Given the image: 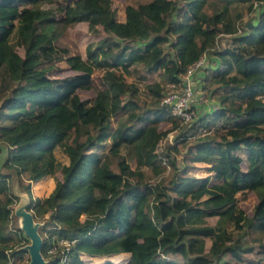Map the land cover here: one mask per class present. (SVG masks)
I'll list each match as a JSON object with an SVG mask.
<instances>
[{"label":"trees","instance_id":"obj_1","mask_svg":"<svg viewBox=\"0 0 264 264\" xmlns=\"http://www.w3.org/2000/svg\"><path fill=\"white\" fill-rule=\"evenodd\" d=\"M54 1L0 0V143L8 147L3 165L28 182L47 176L35 182L39 187L62 173L48 196L30 202L36 215L51 212L42 248L47 264H88L83 256L117 264L111 257L124 254L128 264H249L244 254L253 246L242 240L245 232L232 231L264 232V7L238 35L244 15L234 18L229 5L248 3L255 12L254 3L264 0H221L222 9L213 13L202 10L207 0H149L127 4L124 20L112 0L44 7ZM79 20L93 33H106L87 44L86 58L55 43ZM221 34L233 36L230 45H220ZM205 54L204 82L213 87L217 107L185 131L162 104L165 84L180 82ZM62 65L77 72L53 76ZM98 67L106 68V86L93 99L81 98L77 88H91ZM156 71L165 84L146 83L150 103L144 108L136 98L138 84L126 75L146 79ZM163 121L173 127L160 129ZM199 125L214 128L197 135ZM174 128L181 129L174 143L160 148ZM107 140L109 153L102 155L98 148ZM183 149L180 166L174 153ZM197 163L206 164L209 174L191 171ZM167 168L174 171L170 180ZM8 178L0 171V264H10V255L19 252L16 243L26 239L21 228L10 227L20 197ZM26 189L31 192L29 184ZM248 190L258 195L252 216L238 205L237 193ZM209 216H217L215 224ZM206 237L211 245L202 252ZM59 239L71 241L64 262L62 245L48 252ZM260 247L264 253L262 240ZM262 258L254 264H264Z\"/></svg>","mask_w":264,"mask_h":264},{"label":"rangeland","instance_id":"obj_2","mask_svg":"<svg viewBox=\"0 0 264 264\" xmlns=\"http://www.w3.org/2000/svg\"><path fill=\"white\" fill-rule=\"evenodd\" d=\"M66 1L69 0H56L53 3H46L44 6L45 7H57V3L60 4H64L66 3ZM149 0H112V6L116 8V10L118 11V18L121 19H125V7L127 4L132 3L134 5H138L140 3H145ZM179 3H183V0H178ZM223 6V2L221 0H207L206 4L202 6V10L206 11L207 13H213L215 11H219L222 9ZM248 3H232L229 5V10L231 15L235 18L237 13L242 12L243 13V18L240 22H238L240 24L241 27V31H239L238 35L240 34H244L246 33L244 30V26L245 23L251 19H253V22H256V15L258 14V12H249L248 11ZM176 16V15H175ZM101 27V26H100ZM106 35L105 32H103L102 30L99 33H93L90 32L89 28H88V23L85 20H79V21H75L69 24L67 30L65 31V33L59 38V40L57 41V43L59 45H63V46H68L71 50V52H78V53H82L83 55H86V45L90 42H97L98 40H100L101 38H103ZM233 36H226V35H222L218 38L219 43L221 46H225L230 45L232 42ZM12 40V39H11ZM14 40V38H13ZM16 42V41H14ZM135 44H143L142 42H138L135 41ZM170 47L169 43L165 44V49L168 50ZM16 49L19 51V53L21 54H25V49L23 48V46L18 45L16 47ZM69 72L65 71L63 73H61L60 75H64V74H68ZM92 77L94 79L93 84L91 86V88L89 89H85L82 88L80 90H78L79 95L81 96V98L86 99L89 98L91 99L92 97H95L96 91L100 88L103 87L104 84V80H101V71H95L93 70L92 73ZM126 79L131 82V81H135L138 86H139V91L137 92L136 98L137 100L141 103V105L145 108L149 105L150 103V95L148 94L147 90H146V83L147 82H153V81H162L163 82V77L161 76L160 72L156 71V72H152L150 74H148L146 79H143L142 77L138 76V75H126ZM165 84V82H163V85ZM165 88H166V84H165ZM213 89V87L209 88L207 87L206 89V101L204 103H216L218 102V98L216 94H212L211 90ZM207 110V108H206ZM171 127H173V125L171 123L168 122H162L160 124V129H170ZM183 127V126H182ZM180 128L173 131L174 134H179L180 133ZM169 140H164L163 144L161 145L160 148L164 147V145L166 143H168ZM0 146L6 147L8 148L6 145H1ZM109 146H110V141L107 140V142L99 147V151L102 153V155H106L107 153H109ZM5 150V149H4ZM161 150V149H160ZM184 149L179 152V153H174V155L176 156V159L178 161V165L182 166L183 165V156L182 154L184 153ZM123 152L125 153L126 150L124 149ZM55 154L57 156L58 159H60L61 161H65V155L63 154L61 148H57L55 151ZM2 157L5 154H1ZM0 155V157H1ZM128 159L130 160L131 164L133 163L131 157H128ZM117 161L118 158H112L111 162L113 163L114 166L117 167ZM134 166V165H133ZM206 164L203 163H197L196 164V169L191 170L193 172H195L196 175L199 176H206L209 173L206 171ZM146 171L148 173H151V170L149 167L145 168ZM7 171L6 168L4 167L3 163L0 161V171L3 172ZM15 172V174L17 173L15 170H13ZM13 172V173H14ZM166 174V178L167 179H171L172 176L174 175V171L173 168H167V171L165 172ZM18 175V173H17ZM51 180L54 182V184L56 185V180L55 177H62V173L60 171L57 172V174L54 176H51ZM21 182L20 184L17 182V180L14 181V184L12 181H9L10 183V187L13 189V186L15 188H19L22 189V191H27L26 189V185L28 184V180L26 178H22L21 176ZM50 179L47 180L41 187H39L38 185H34V189L36 193H42V191L44 192V190H46L48 193L49 190L52 189L53 187V182ZM156 180V177L152 178V181ZM13 184V185H12ZM48 185V186H47ZM17 190V189H16ZM28 192V191H27ZM44 194L42 196H36L37 197H44V196H48L47 194ZM51 193V192H50ZM49 193V194H50ZM31 194V199H36L35 197H33L32 192ZM28 195V193H27ZM237 197H238V205L239 207L243 208L244 211L247 213L248 216H252L253 214V209L255 204L258 202V195L255 191L252 190H248L246 192H238L237 193ZM148 199H150L149 196H147L145 198V200L148 201ZM31 202V200H30ZM32 215L33 216V227H35L36 231L41 235L42 239H43V243H44V238H46V236L49 234L50 230H51V224H52V217H51V212H47L44 214H39L36 215L35 211L30 207V204L25 205L24 202L21 200L17 201L13 204V219L12 222L10 224V227L12 229H17V228H21L23 230V234L26 237L25 240L16 243L15 245V249L14 250H19V252L15 253V254H11L10 255V264H29L30 260H31V253L28 249V245L31 243L32 238L30 237V235L26 232V230L23 228V220L24 218L28 219L27 216ZM217 220V216H209L207 217V221L210 224H215ZM242 234V240L244 242H246L247 246H253V249H251L250 251H247V253H245V258H247V261L249 264H254L256 263L261 257H263L262 259H264V253H262V249L260 247V242L261 240L264 241V232H259L257 230H254L252 228L249 227H244L240 230H233L232 233H234L235 235L243 233ZM114 232H110V235L115 236V234H113ZM210 238L206 237L200 244H202L200 246V249H202V252H207L208 248H209V244H210ZM43 248V245H42ZM42 255L46 261L45 264H47V259L45 257V255L43 254V251L41 249ZM11 253V252H10ZM84 258V262L88 263V264H97L99 262H101L102 258H99L97 260H92V258H89V256H83ZM225 258H227V256H225ZM224 258V259H225ZM112 260H114L117 264H128V260H129V255L124 254V255H119L117 256V258L111 257ZM117 259V261H116ZM104 261V260H102ZM223 261H220V264H222Z\"/></svg>","mask_w":264,"mask_h":264},{"label":"built area","instance_id":"obj_3","mask_svg":"<svg viewBox=\"0 0 264 264\" xmlns=\"http://www.w3.org/2000/svg\"><path fill=\"white\" fill-rule=\"evenodd\" d=\"M263 7L264 1H256L254 3L255 12H258ZM208 64L209 57L205 54L189 65L186 72L181 75L180 82H168L166 84V88L164 89L162 104H164L180 121V126H185V131L192 127V124L197 122L200 119L201 114L204 113L202 106L206 101L205 95L207 89L204 82V68L207 67ZM216 107L217 104L214 103L211 105L210 110ZM220 125V120L215 123V126ZM213 128L214 127L199 125L196 130V134H208L213 130ZM177 129H172L168 133L166 140L174 143L178 135L174 134L173 131ZM193 130L194 129H192L191 132H193ZM70 244L71 241L68 239H59L51 246L48 252L53 254L57 251V248L62 245L64 247L62 251V261H67V251L70 248Z\"/></svg>","mask_w":264,"mask_h":264},{"label":"crops","instance_id":"obj_4","mask_svg":"<svg viewBox=\"0 0 264 264\" xmlns=\"http://www.w3.org/2000/svg\"><path fill=\"white\" fill-rule=\"evenodd\" d=\"M45 7V6H44ZM58 16H59V18L62 16V13H59L58 14ZM57 16V17H58ZM119 20H124V19H121V18H119ZM89 28V27H88ZM91 32V31H90ZM61 37V36H60ZM59 37V38H60ZM59 38L55 41V43L58 45V46H60V47H66V48H68L69 50H70V48L68 47V46H63V45H59L58 43H57V41L59 40ZM86 47H87V45H86ZM24 48V47H23ZM70 53L71 54H80L83 58H86V56H87V53H86V55H83L82 53H78V52H71V50H70ZM21 54V53H20ZM21 55H23V54H21ZM212 58H214V55L212 56ZM94 70L96 71H101V80H104V86L103 87H105L106 86V83H105V73H106V68L105 67H98V68H94ZM65 71H67V72H69L68 74H64V75H60L61 73H63V72H65ZM77 71H75V70H72L70 67H68V66H66V65H62V68H60V69H58V70H55L54 72H53V76H56V77H64V76H68V75H71V74H75ZM93 81H94V79H93V77H92V84H93ZM103 87H100V88H103ZM83 87H79V88H77V93H78V90H80V89H82ZM99 88V89H100ZM86 89V88H85ZM79 94V93H78ZM91 99H93V97L91 98ZM212 104H214V103H212ZM212 104H209V103H204V105L202 106L203 107V111H204V113H206V112H208L209 110H210V108H211V105ZM216 104H217V102H216ZM206 108H207V110H206ZM163 122H165V121H163ZM167 122V121H166ZM168 123H170V122H168ZM1 147V149H2V151H1V153H0V155L3 153V154H5L3 157H2V155H1V157H0V161L3 163V161H4V159L6 158V156H7V153H8V148H6V147H3V146H0ZM5 149V150H4ZM6 168V170L7 171H4L3 170V172L5 173V174H8V176H9V178H8V180L9 181H12L13 182V184H14V181L15 180H17V182L20 184V182H21V177L19 176V175H17V173L15 174V172L13 171V170H15L14 168H8V167H5ZM242 168L244 169V170H246L247 169V164H246V162H243L242 163ZM16 171V170H15ZM14 172V173H13ZM17 172V171H16ZM22 178H23V175H22ZM44 178H47V176L46 177H43V178H41V179H44ZM41 179H38V180H41ZM38 180H30L29 182H28V184L30 185V188H31V192H32V195H33V197H35L36 198V196H42V195H44L47 191L46 190H44V192L42 191V193H36L35 192V189H34V185H35V182L36 181H38ZM12 184V185H13ZM48 186V185H47ZM54 187H55V184H54V186H53V188L51 189V190H49L48 191V193H46L47 195H49V193L54 189ZM11 188V187H10ZM17 189V190H16ZM11 191L12 192H14V193H16L20 198H21V200L24 202V204L25 205H28V204H30V200H31V192L29 193V192H27V191H22V189H20L19 190V188H15L14 186H13V189L11 188ZM27 193H28V195H27ZM20 201V200H19ZM213 224V223H212ZM210 245H211V241H210V244H209V248H210ZM209 248H208V250H209ZM93 257H99V258H102V260H105L107 257H105V256H93ZM101 260V261H102Z\"/></svg>","mask_w":264,"mask_h":264},{"label":"water","instance_id":"obj_5","mask_svg":"<svg viewBox=\"0 0 264 264\" xmlns=\"http://www.w3.org/2000/svg\"><path fill=\"white\" fill-rule=\"evenodd\" d=\"M252 24V22H249V26H251ZM27 217L28 219L24 218L23 220V228L32 238L31 243L28 245V249L31 253V260L29 264H45L46 261L41 252L43 239L41 235L36 231L35 227H33V216L29 214V216Z\"/></svg>","mask_w":264,"mask_h":264}]
</instances>
